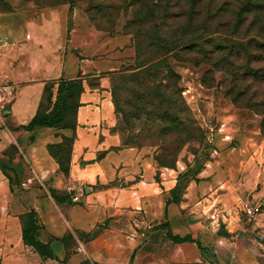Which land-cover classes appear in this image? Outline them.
<instances>
[{"label":"rangeland","instance_id":"rangeland-1","mask_svg":"<svg viewBox=\"0 0 264 264\" xmlns=\"http://www.w3.org/2000/svg\"><path fill=\"white\" fill-rule=\"evenodd\" d=\"M195 1L170 0V11L182 14L153 39L147 36L167 6L162 0H0V10L16 13L10 21L22 31L38 28L42 46L49 25L63 30L66 41L75 28L79 40L92 34L81 55L67 44L59 49L71 59L92 58L87 72L79 73L84 84L98 88L101 78H108L122 142L153 154L158 166L188 176L210 162L218 165L214 205L220 208L203 228V249L213 259L204 264H264V226L257 224L264 212L249 219L242 210L244 200H259L264 193V104L257 106L264 101V78L255 76L264 68L255 60L261 50L245 43L254 36L248 25L238 27L243 0H200L193 9ZM154 2L156 16L150 19ZM123 36H131V44H123ZM159 39L175 46L166 50ZM152 41L158 47L150 46ZM154 60L159 64L149 70L135 68ZM118 70L124 79L114 74ZM74 117L70 108L64 121ZM223 123L229 139L218 132ZM249 186L244 195L240 189Z\"/></svg>","mask_w":264,"mask_h":264},{"label":"crops","instance_id":"crops-1","mask_svg":"<svg viewBox=\"0 0 264 264\" xmlns=\"http://www.w3.org/2000/svg\"><path fill=\"white\" fill-rule=\"evenodd\" d=\"M15 16L0 10V94L4 95L0 161L9 167L6 172L0 168V264H204L206 258L212 260L203 249V228L220 208L214 205L220 189L218 165L204 166L187 183L180 200L167 204L182 172L158 166L154 155L143 148L123 144L115 130L109 80L101 78L98 88L85 81L70 171L64 173L48 147L74 131L26 126L36 115L49 80L85 74L93 62L81 56L71 59L59 47L67 44L81 55L92 34L79 40L75 28L66 41L63 30L55 32L49 25L42 46L40 30H20L10 21ZM120 40L131 44V36ZM54 90L55 99L57 84ZM240 190L246 195L252 187ZM31 211L40 226L37 238L50 246L52 257L24 240ZM162 223L169 226L157 227ZM257 224L264 226V213ZM169 231L191 235L202 248L196 241L174 242Z\"/></svg>","mask_w":264,"mask_h":264},{"label":"trees","instance_id":"trees-1","mask_svg":"<svg viewBox=\"0 0 264 264\" xmlns=\"http://www.w3.org/2000/svg\"><path fill=\"white\" fill-rule=\"evenodd\" d=\"M164 1L167 2L166 3L167 6L165 7L163 13L159 15V17L155 19L154 23L152 24L153 34L147 36V38L149 39H153V37H155V34L159 32V30L163 27V25H167L170 19H173V17L176 16L179 17L182 14V13H177V14L172 13L170 11V7H171V4H169L170 0H162V3H164ZM200 2L201 1L199 0L198 3ZM157 3L158 2L153 3V6L149 14L151 17L150 19H153L156 16L155 9ZM198 3L195 1L192 8L195 9L199 5ZM245 25H248L247 32H250V34L254 35L253 37H250L247 41H245V43L248 46L258 47L264 53V0H243L242 10H241V20L239 22L238 27L240 28ZM165 40L166 39L164 40L159 39V42L163 44L161 47H163L164 49L170 50L172 46H175V44L172 41L168 42ZM157 45L158 43L156 41L155 42L152 41L150 46H157ZM136 48L137 51L139 52L140 49L137 43H136ZM261 51H259L260 53L256 55L255 60H257L258 62H264V54H261ZM164 62H167V60L164 59ZM158 64L159 61L154 60L149 63L146 62V63L136 64L135 68L141 70H149ZM114 74L116 76H120V79H124L125 77V75H123V70L115 71ZM255 76L258 78L260 77L264 78V68L258 70ZM85 79L86 78L82 74H79L77 78H60L58 81H54L50 85L49 83H47L45 85L44 93L41 102L39 104L38 111L34 116V118L32 119V121L26 126V128L28 129H32L37 125H42V126L53 127L58 129H72L74 131V133L70 136L63 135L62 142L56 144H50L48 147L50 153L57 160L61 170L64 173H69L70 171L71 154H72L73 144L76 138L75 130L77 127V112H78V108L81 105L80 96L84 91ZM239 81H240L239 78L235 77L234 82L236 85ZM56 84H57V94L54 99V87ZM239 93L241 94L242 91H240ZM45 97H46L47 106L44 107L43 101ZM261 104H264V101L257 104V106ZM70 108H73L75 111L74 121L65 122L64 120ZM205 138L206 137L203 138V141H206ZM123 144L126 146L134 147L129 143H123ZM66 149H67V155H65ZM160 165L164 167L173 168V166H168L166 164H160ZM0 168L6 172L9 167L0 161ZM202 169L203 168H198L192 176H188L189 172L180 173L178 176V183L175 186V188L172 190V198H170L167 201V204H170L171 202L179 201L180 198L182 197V194L185 192L187 183L192 178H195L196 175L199 172H201ZM186 178L187 180H185ZM184 181H186V184L184 185L185 188L182 189V191L180 192V186ZM52 195L57 198V195L55 194L54 191H52ZM168 226L169 225L167 223H162L157 227L167 228ZM39 228L40 226L36 221L35 213L31 211L30 213L27 214V220L24 225V230H23L24 240L26 241L27 244L33 246L43 255L52 257L53 253L50 249V246L48 244L41 242L37 238V232ZM168 237L176 243H181L185 241H193V242L196 241L192 238L191 235H185V236L173 235L170 231L168 232ZM196 242L199 248H202L201 242L200 241H196Z\"/></svg>","mask_w":264,"mask_h":264},{"label":"built area","instance_id":"built-area-1","mask_svg":"<svg viewBox=\"0 0 264 264\" xmlns=\"http://www.w3.org/2000/svg\"><path fill=\"white\" fill-rule=\"evenodd\" d=\"M4 100V95L0 94V101ZM212 129V133H213ZM218 132L221 134H224L225 139H229L230 135L226 131V124H221V127L218 128ZM209 143L213 142V136L208 139ZM242 210L245 213V215L249 218H255L258 215L262 214L264 212V194L261 199L259 200H251L247 199L242 202ZM222 242V241H221ZM82 251L83 248H80Z\"/></svg>","mask_w":264,"mask_h":264}]
</instances>
